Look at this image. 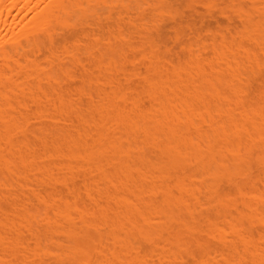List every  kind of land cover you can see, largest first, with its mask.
I'll use <instances>...</instances> for the list:
<instances>
[{"label": "bare ground", "instance_id": "bare-ground-1", "mask_svg": "<svg viewBox=\"0 0 264 264\" xmlns=\"http://www.w3.org/2000/svg\"><path fill=\"white\" fill-rule=\"evenodd\" d=\"M198 2L0 0V264H264V0Z\"/></svg>", "mask_w": 264, "mask_h": 264}, {"label": "rangeland", "instance_id": "rangeland-1", "mask_svg": "<svg viewBox=\"0 0 264 264\" xmlns=\"http://www.w3.org/2000/svg\"><path fill=\"white\" fill-rule=\"evenodd\" d=\"M202 1H203V0H202ZM202 1L199 0L200 3H201ZM215 1H217V2L219 1V2L221 3V0H215ZM199 2H198V6H199V7L197 6V4H194V8H195L196 10L199 9L200 11L197 10V12H198V13L200 12L199 14H201V15H202V11H204L205 16H204V13H203V15H202L203 17H202V16L199 17L200 15L197 14V12H196V10H195L194 8L190 9V15H189V8H188V9H187V12H186V9L182 10V11H184V12L186 13V15H185L184 12H183V13L180 15L179 19H177V21L180 22V20H181L180 18H181V17L183 18V16L185 15V16H187V17L184 16V20H181V22L186 21L188 18H189V20L192 18L191 20L194 19V20H196V24H199L200 21L203 19V20H205V21H204L205 24L208 22L207 25H208L209 27H212V26H214L216 23H218V22L222 19V18H220V17L218 16V14H217V12H216V9H217L216 7H215V9H213L214 7H213V8L211 7V8H212V10L215 11L216 16L219 17V19H218L217 17H215V13H213V16H212V12L209 13V12L211 11L209 7H206V6L203 4V2H202L201 4H199ZM217 2H216V3H217ZM219 2H218V3H219ZM196 3H197V2H196ZM218 3H217V4H218ZM220 3H219V4H220ZM217 4H216V5H217ZM196 6H197V8H196ZM217 6H218V5H217ZM205 7H206V8H205ZM203 9H205V10H203ZM193 12H194V13H193ZM206 12L208 13V15H207ZM191 13H192V15H194V18L191 17ZM196 15H197V16H196ZM206 15H207V16H206ZM208 16H209V18H207ZM190 17H191V18H190ZM195 17H196V18H195ZM204 17H206V18L204 19ZM213 17H214L215 19H214ZM186 18H187V19H186ZM199 18H200V19H199ZM211 18H212V19H211ZM197 19H199V21H198ZM207 19H208V20H207ZM216 19H218V20H216ZM194 20H193V21H194ZM214 20H216V21H214ZM222 20H223V19H222ZM222 20H221V21H222ZM210 21H213V22L209 25ZM221 21H220L219 23H221ZM224 22H225V21L223 20L222 23H224ZM202 23H203V21H202L200 24H202ZM205 24H203V25H205ZM204 27H206V26H204ZM186 38H187V37H185V39H186ZM173 45H174V44H173ZM171 46H172V45H171ZM174 46L176 47V51L179 52V51H180L179 48H178L176 45H174ZM174 46H173V48H174ZM177 49H178L179 51H178ZM177 52H176V53H177Z\"/></svg>", "mask_w": 264, "mask_h": 264}]
</instances>
